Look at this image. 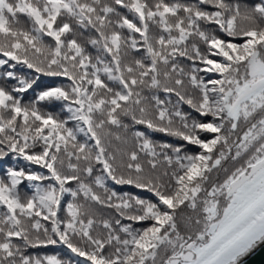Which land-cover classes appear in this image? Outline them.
Wrapping results in <instances>:
<instances>
[{
    "label": "snow or ice",
    "instance_id": "1",
    "mask_svg": "<svg viewBox=\"0 0 264 264\" xmlns=\"http://www.w3.org/2000/svg\"><path fill=\"white\" fill-rule=\"evenodd\" d=\"M8 158L0 264H247L264 248V0H0Z\"/></svg>",
    "mask_w": 264,
    "mask_h": 264
},
{
    "label": "trees",
    "instance_id": "2",
    "mask_svg": "<svg viewBox=\"0 0 264 264\" xmlns=\"http://www.w3.org/2000/svg\"><path fill=\"white\" fill-rule=\"evenodd\" d=\"M246 2L251 4V3H255L256 0H246ZM21 19L24 22V24L27 25L26 19H24L23 17ZM42 80H47V81H49V83H59L60 82L59 78L42 77ZM32 96H33V92L30 90L28 93L25 94L24 99L25 100H29V99L32 98ZM155 138L158 139V140H170L171 139V138L165 137L163 134H155ZM173 142L174 143H179L178 141H173ZM189 151H196V149L193 147V148H190ZM13 164H14V162L11 160V158H8L5 162L0 163V175H3V168L6 165H13ZM15 166L23 167V166H25V162L22 161V160L18 161V162H15ZM21 187H22V190H23V186H21ZM124 190L137 192L138 194L143 195V196H150V194H148V193L139 192V190H135V189H131V188H126ZM40 251L48 252V253H59L64 258H67L68 255H69L67 253V251L63 247H60V246H50L49 248L41 249Z\"/></svg>",
    "mask_w": 264,
    "mask_h": 264
},
{
    "label": "water",
    "instance_id": "3",
    "mask_svg": "<svg viewBox=\"0 0 264 264\" xmlns=\"http://www.w3.org/2000/svg\"><path fill=\"white\" fill-rule=\"evenodd\" d=\"M247 264H264V248L258 249L247 258Z\"/></svg>",
    "mask_w": 264,
    "mask_h": 264
}]
</instances>
